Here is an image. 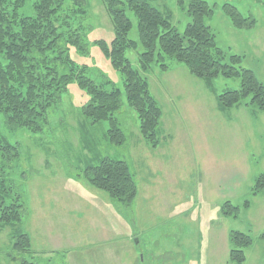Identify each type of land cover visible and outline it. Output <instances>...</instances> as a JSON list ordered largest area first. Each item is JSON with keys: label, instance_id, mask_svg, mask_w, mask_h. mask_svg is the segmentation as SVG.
Segmentation results:
<instances>
[{"label": "rangeland", "instance_id": "1", "mask_svg": "<svg viewBox=\"0 0 264 264\" xmlns=\"http://www.w3.org/2000/svg\"><path fill=\"white\" fill-rule=\"evenodd\" d=\"M35 1L25 0L18 13L33 16ZM204 1L212 8L204 22L217 47L242 56L240 65L264 83V0ZM150 2L183 33L191 20L188 0ZM224 4L254 24L234 26ZM85 5L89 14L80 31L82 48L70 46L69 55L86 65L90 79L120 89L121 105L114 115L124 140L111 142L107 121L93 124L82 115L89 95L75 81L50 108L42 131L12 128L0 112V137L16 147L13 158L1 165L0 197L8 204L17 194L23 203L21 219L0 226V264H264V192H250L264 170V111L244 105L220 109L217 95L238 89L239 77L218 75L205 82L167 57L168 70L145 74L169 118L160 125L159 145L149 147L126 102L121 73L95 43L113 37L110 17L102 0H85ZM119 6L131 22L128 38L138 42L137 50L127 51L137 68L143 50L137 18L126 4ZM172 78L175 82L166 81ZM104 157L127 163L136 186L130 201L111 197L84 176L87 166ZM225 201L239 209L228 213L222 209ZM231 230L251 239L241 262L230 257ZM20 233L30 236V251L14 249V236Z\"/></svg>", "mask_w": 264, "mask_h": 264}, {"label": "trees", "instance_id": "2", "mask_svg": "<svg viewBox=\"0 0 264 264\" xmlns=\"http://www.w3.org/2000/svg\"><path fill=\"white\" fill-rule=\"evenodd\" d=\"M24 2L0 0V112L5 114L8 125L31 132L42 131L50 108L61 100L68 84L75 81L89 95L81 107L82 115L93 124L107 121L109 140L121 143L124 132L114 115L121 105L120 89L115 86L107 89L109 81H93L84 74L86 65H78L69 55L70 46L82 48L80 31L87 27L85 21L89 14L85 0H36L33 16L18 13ZM178 2L182 4L183 0ZM102 4L110 17L113 37L95 43L112 69L121 73L126 102L135 111L138 129L149 147L156 148L161 141L162 110L150 92L148 74H145L153 69L168 70L167 57L182 63L190 75L205 82H211L218 75L239 77L238 89L217 95L220 109L244 105L254 111H264V83L252 70L240 65L242 56L227 55L217 47L214 33L204 22L212 13L206 1L188 0L186 12L191 20L181 34L169 15L153 6L150 0H102ZM121 4H126L137 18L139 44L143 49L138 53L137 68L132 66L127 51L137 50L138 42L128 38L131 22ZM223 12L236 27L251 26L255 22L230 4L223 5ZM15 149L0 137V169L13 158ZM84 176L91 185L118 200L130 201L136 194L133 175L123 160L104 157L96 165L87 166ZM250 192L254 196L264 192V170L255 177ZM243 205L247 207L249 200ZM224 206L222 209L228 213L239 209L230 201H225ZM22 210L23 203L17 194L8 204L0 197L1 225L20 220ZM229 240L231 259L241 262L242 249L251 241L249 235L231 230ZM13 247L30 251L29 235H15ZM22 264L35 263L24 260Z\"/></svg>", "mask_w": 264, "mask_h": 264}, {"label": "crops", "instance_id": "3", "mask_svg": "<svg viewBox=\"0 0 264 264\" xmlns=\"http://www.w3.org/2000/svg\"><path fill=\"white\" fill-rule=\"evenodd\" d=\"M177 78H182V77H177ZM175 79L174 78H172V79H169V80H166V81H168V82H173ZM175 82V81H174ZM236 107H238V106H236ZM245 108H248V107H245ZM252 111H254V110H252ZM164 119H165V122H164ZM169 118L168 117H165L163 114H162V116H161V125H163V124H165L166 122H167V120H168ZM0 226L1 227H3L1 224H0ZM31 240V239H30Z\"/></svg>", "mask_w": 264, "mask_h": 264}]
</instances>
